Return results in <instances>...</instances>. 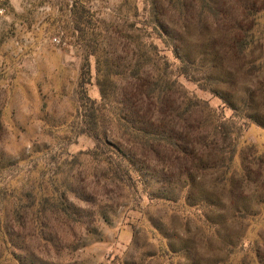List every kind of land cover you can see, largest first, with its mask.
<instances>
[{
    "label": "rangeland",
    "instance_id": "1",
    "mask_svg": "<svg viewBox=\"0 0 264 264\" xmlns=\"http://www.w3.org/2000/svg\"><path fill=\"white\" fill-rule=\"evenodd\" d=\"M2 3L0 264H264V8L217 67L220 26L177 0ZM142 75L229 167L171 176L141 154L120 114Z\"/></svg>",
    "mask_w": 264,
    "mask_h": 264
},
{
    "label": "trees",
    "instance_id": "2",
    "mask_svg": "<svg viewBox=\"0 0 264 264\" xmlns=\"http://www.w3.org/2000/svg\"><path fill=\"white\" fill-rule=\"evenodd\" d=\"M177 2L182 9V16L186 19L189 18V12L197 9L201 22H206L211 16L215 25L220 26V36L206 45L207 57L215 55L217 67L224 66L222 54L228 49L240 58L241 54L247 51L250 31L255 27L258 14L264 8V0H177ZM150 83L149 77L142 75L133 88L122 93L124 108L120 116L134 130L138 143L144 145L142 147L146 153L141 151V154L145 157L154 154L160 159L167 160L169 165L167 172H171V176L189 175L194 170L218 171L229 167L224 151L219 149L218 138L215 137L216 141H211L210 129L204 133L203 121L201 124L196 122L192 124L190 116L178 109L181 104L171 92L160 91L158 98L149 100L145 94L151 87ZM221 94L222 97L228 96L223 89ZM93 123L94 132L100 138L98 121L95 120ZM136 150L140 149L137 147ZM131 155L138 156V153L132 152ZM151 170L155 172L154 168ZM234 177L233 194L242 185L241 182L235 184ZM169 178L163 176L164 183L169 184ZM233 206L237 208V202L234 201Z\"/></svg>",
    "mask_w": 264,
    "mask_h": 264
},
{
    "label": "built area",
    "instance_id": "3",
    "mask_svg": "<svg viewBox=\"0 0 264 264\" xmlns=\"http://www.w3.org/2000/svg\"><path fill=\"white\" fill-rule=\"evenodd\" d=\"M2 2H3V0H0V16L5 13V7H4ZM52 41L54 43H57V44L61 43V39L59 37H57V36L53 37Z\"/></svg>",
    "mask_w": 264,
    "mask_h": 264
},
{
    "label": "crops",
    "instance_id": "4",
    "mask_svg": "<svg viewBox=\"0 0 264 264\" xmlns=\"http://www.w3.org/2000/svg\"><path fill=\"white\" fill-rule=\"evenodd\" d=\"M10 2H11V4H13V5H17L18 3H17V0H10Z\"/></svg>",
    "mask_w": 264,
    "mask_h": 264
}]
</instances>
